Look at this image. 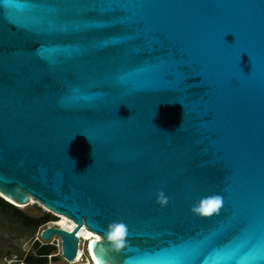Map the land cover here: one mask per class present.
<instances>
[{
  "label": "water",
  "instance_id": "obj_1",
  "mask_svg": "<svg viewBox=\"0 0 264 264\" xmlns=\"http://www.w3.org/2000/svg\"><path fill=\"white\" fill-rule=\"evenodd\" d=\"M0 196L68 261L264 264V0H0Z\"/></svg>",
  "mask_w": 264,
  "mask_h": 264
},
{
  "label": "rangeland",
  "instance_id": "obj_2",
  "mask_svg": "<svg viewBox=\"0 0 264 264\" xmlns=\"http://www.w3.org/2000/svg\"><path fill=\"white\" fill-rule=\"evenodd\" d=\"M20 210L27 212V207H18ZM28 209L32 212H37L36 216L42 215L44 212H50L58 216L56 213L49 209H45L38 202H33L28 205ZM49 224V222H47ZM33 233L32 229L24 227L20 220L12 215V210L3 209L0 207V264H22L24 253L27 250H30L33 238L37 234ZM34 235V237H33ZM82 240V241H81ZM87 242L84 239H80L81 246H84V255L88 257L87 250L85 249V245ZM54 243H57L56 240L53 239ZM23 254V255H22ZM56 254H59V249L56 246ZM53 262H65L61 255H58L57 260H51ZM81 263V262H78Z\"/></svg>",
  "mask_w": 264,
  "mask_h": 264
},
{
  "label": "trees",
  "instance_id": "obj_3",
  "mask_svg": "<svg viewBox=\"0 0 264 264\" xmlns=\"http://www.w3.org/2000/svg\"><path fill=\"white\" fill-rule=\"evenodd\" d=\"M0 207L3 209L12 210V215L18 218L24 227L32 229L33 233H36L37 229L47 224V222L56 221L58 219L55 215L51 214L50 212H44L40 216L30 215L29 213L20 210L18 206L13 205L12 203L4 199L2 196H0ZM54 253H56V246L54 244H40L39 241L36 240L32 243L30 250L24 253L23 261L26 264H49L50 262L59 263L57 261L53 262L51 260H57L58 255L60 254H55L48 258V255Z\"/></svg>",
  "mask_w": 264,
  "mask_h": 264
},
{
  "label": "bare ground",
  "instance_id": "obj_4",
  "mask_svg": "<svg viewBox=\"0 0 264 264\" xmlns=\"http://www.w3.org/2000/svg\"><path fill=\"white\" fill-rule=\"evenodd\" d=\"M33 202H38L36 200H31L30 204L33 203ZM42 207H44L45 209H48L47 207H45L43 204H41L40 202H38ZM58 216H60L56 221H50L49 222V225H57L59 227H62L64 229H67V230H70L72 229V227L74 226V223L69 220L67 217H65L64 215H59L57 214ZM77 237H79V239H84L86 242L87 240L88 243L90 242L91 238H96L98 239L99 236L91 231H88L87 229L85 228H81L78 232H77ZM55 240V239H54ZM82 241V240H81ZM87 243V244H88ZM81 244V243H80ZM87 247V245H86ZM87 253V252H86ZM77 258L76 260H80L81 257H83V252L81 250V248L79 249L78 253L76 254ZM83 260H86V259H83ZM97 264V263H95Z\"/></svg>",
  "mask_w": 264,
  "mask_h": 264
},
{
  "label": "built area",
  "instance_id": "obj_5",
  "mask_svg": "<svg viewBox=\"0 0 264 264\" xmlns=\"http://www.w3.org/2000/svg\"><path fill=\"white\" fill-rule=\"evenodd\" d=\"M49 224L47 223V224H45L44 226H41L40 227V229L38 230V232H37V234L35 235V237L33 238V241L32 242H34V241H39V243L40 244H43V243H51V244H54L55 246H57L58 247V249H59V254L61 255V245H60V238L59 237H57L56 235H52L51 237H50V239L49 240H44V239H42L41 237H40V232H41V230L43 229V228H45L46 226H48ZM75 225V224H74ZM79 238V237H78ZM53 239H55L56 240V242L57 243H54L53 242ZM81 248V250H82V252H83V255H84V246L82 247L81 246V244H80V239H79V241H78V247H77V253H78V251H79V249ZM85 249H86V245H85ZM26 252H28V250L26 251ZM56 253H54V254H51V255H48V258H50L52 255H55ZM76 258H77V256H75V258L73 259V260H71V261H68V260H66V259H64L65 260V262H59V263H49V264H79L78 262H81V263H84V264H93V262L91 261V259L90 258H88V257H85V259L86 260H83V257H81L80 258V260H76ZM22 264H26L24 261L22 262Z\"/></svg>",
  "mask_w": 264,
  "mask_h": 264
},
{
  "label": "clouds",
  "instance_id": "obj_6",
  "mask_svg": "<svg viewBox=\"0 0 264 264\" xmlns=\"http://www.w3.org/2000/svg\"><path fill=\"white\" fill-rule=\"evenodd\" d=\"M74 166H75V161H74ZM168 198L165 196L163 191L159 192L157 195V202L161 204V206H164L167 204Z\"/></svg>",
  "mask_w": 264,
  "mask_h": 264
},
{
  "label": "snow or ice",
  "instance_id": "obj_7",
  "mask_svg": "<svg viewBox=\"0 0 264 264\" xmlns=\"http://www.w3.org/2000/svg\"><path fill=\"white\" fill-rule=\"evenodd\" d=\"M217 203H218V202H217ZM207 210H208V209L206 208V209H205V211H207ZM117 231L119 232V231H120V229H117Z\"/></svg>",
  "mask_w": 264,
  "mask_h": 264
}]
</instances>
